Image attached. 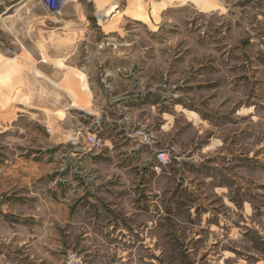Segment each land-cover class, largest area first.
Wrapping results in <instances>:
<instances>
[{"label":"rangeland","instance_id":"1","mask_svg":"<svg viewBox=\"0 0 264 264\" xmlns=\"http://www.w3.org/2000/svg\"><path fill=\"white\" fill-rule=\"evenodd\" d=\"M262 12L0 0V264H264Z\"/></svg>","mask_w":264,"mask_h":264},{"label":"crops","instance_id":"2","mask_svg":"<svg viewBox=\"0 0 264 264\" xmlns=\"http://www.w3.org/2000/svg\"><path fill=\"white\" fill-rule=\"evenodd\" d=\"M262 13H264V12H262ZM57 133L59 134V131L58 130H57ZM61 133L64 136H66V138H68V141H70L71 146L74 147L73 149L76 152L75 156L78 157L79 159H83V160L89 159V160H91L92 157H95L97 155L98 156L99 155H102L101 154L103 152L102 150H95V149L91 148L87 144L86 137L90 133L84 132L83 129H80L79 128L77 131H74V130L73 131H65V130L63 131V130H61ZM58 134H57V137H55V130H52V139L53 140L54 139H57L56 143H55V140H54L55 145H53L52 148H54V147H59L60 148L62 146V144H63V142H60L59 143V140H58L59 139V136H58ZM137 138L140 140V137L139 136H136L135 134H131V135H129V138L128 139H130V141L132 140V142H134L133 140L134 139H137ZM105 142H106V146H107L106 148H108L109 150H112L113 148H115L117 146V144H116V142H115L114 139H109V140L108 139H105ZM129 150L130 151H133L132 148H129ZM101 157L104 158V156H101Z\"/></svg>","mask_w":264,"mask_h":264},{"label":"built area","instance_id":"3","mask_svg":"<svg viewBox=\"0 0 264 264\" xmlns=\"http://www.w3.org/2000/svg\"><path fill=\"white\" fill-rule=\"evenodd\" d=\"M41 1L48 8L50 12H56L62 3V0H41ZM140 140L145 142L147 141V138L145 136H141ZM86 141L87 144L95 150H102L105 146V142L101 138H99L97 134H88L86 137ZM157 159L159 164L161 165H165L168 162V157L164 153L158 154Z\"/></svg>","mask_w":264,"mask_h":264},{"label":"bare ground","instance_id":"4","mask_svg":"<svg viewBox=\"0 0 264 264\" xmlns=\"http://www.w3.org/2000/svg\"><path fill=\"white\" fill-rule=\"evenodd\" d=\"M182 1V0H181ZM26 7V6H25ZM28 7V6H27ZM138 13V12H137ZM137 13L135 12H126L124 13L127 17H130V18H137ZM66 66V65H65ZM67 67V66H66ZM64 68V67H63ZM68 69V68H67Z\"/></svg>","mask_w":264,"mask_h":264}]
</instances>
